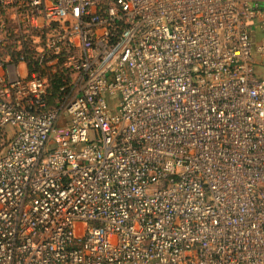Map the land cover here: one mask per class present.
Segmentation results:
<instances>
[{"label":"built area","instance_id":"2783aa9c","mask_svg":"<svg viewBox=\"0 0 264 264\" xmlns=\"http://www.w3.org/2000/svg\"><path fill=\"white\" fill-rule=\"evenodd\" d=\"M264 0H0V264H264Z\"/></svg>","mask_w":264,"mask_h":264},{"label":"crops","instance_id":"0c3cea01","mask_svg":"<svg viewBox=\"0 0 264 264\" xmlns=\"http://www.w3.org/2000/svg\"><path fill=\"white\" fill-rule=\"evenodd\" d=\"M253 38L254 40H262L264 39L263 33L260 31V29L257 26H253ZM257 72L258 75H263L264 74V59L259 60V63L257 64Z\"/></svg>","mask_w":264,"mask_h":264}]
</instances>
